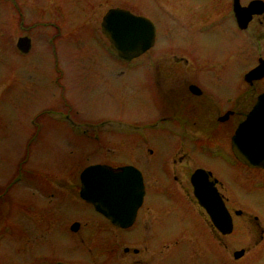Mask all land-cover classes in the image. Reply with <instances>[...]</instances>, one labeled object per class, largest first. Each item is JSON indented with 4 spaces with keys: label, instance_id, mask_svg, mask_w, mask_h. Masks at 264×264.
Wrapping results in <instances>:
<instances>
[{
    "label": "rangeland",
    "instance_id": "obj_1",
    "mask_svg": "<svg viewBox=\"0 0 264 264\" xmlns=\"http://www.w3.org/2000/svg\"><path fill=\"white\" fill-rule=\"evenodd\" d=\"M228 1L231 0H0V183L9 184L16 170L22 174L20 185L7 189L5 209L0 210V215L15 222L16 227L19 225L21 264H55L58 260L63 264L260 263V259L251 260L257 251L252 243L247 244L251 251L244 259L232 257L237 250L234 244L238 234L246 232L247 242H253L258 227L252 217H257L264 232V191L241 181L238 169L219 168L217 173L229 193L230 206L240 209L245 216L235 220L234 233L228 237L227 257L215 243L211 246L207 234L196 240L200 251L191 245L189 233L207 231L195 209L184 207L187 211L184 221L173 224L170 218L178 215L179 208H175L177 212L170 206L163 210L156 204L158 197L153 191L146 194L132 228L124 231L100 222L98 214L78 196L67 195L63 203L55 198L48 200L45 196L48 193H44L52 188L53 195L58 196L62 184H67L68 193H78L77 179L89 165L113 166L135 161L143 144L130 137L128 122H146L155 115L146 90L144 66L138 65L133 70L125 63H107L108 42L100 32L106 11L127 9L153 22L156 43L143 56L153 57L151 71H157L162 60L171 64L174 62L171 57L181 56L179 51L198 62L206 57L220 61L230 53L235 48L236 36L225 28L235 27L232 21L221 30L204 34L193 31V25L206 17L210 19ZM249 1L240 0L243 5ZM260 21V17H255L242 33L244 41L239 43L242 62L230 57L220 67H213L216 75L211 85L224 96H233L239 85L242 88L241 72L256 65L259 56L264 58ZM257 34L261 37L259 41L255 40ZM22 36L31 40L26 55L16 49V41ZM237 54L235 57L239 58ZM182 66L183 71H190L189 63ZM217 78L222 79L219 85ZM260 87L264 90V81ZM85 122L105 126L98 127V133L83 128L84 138L77 131ZM138 127L129 130L139 134L141 127ZM149 136V147L154 151L151 170L164 180L157 167H162L161 158L173 157L174 143L178 141L160 132ZM245 176L250 178L254 173L246 172ZM150 209L156 211L155 231L170 229L176 232V237L153 239L151 224L148 231L145 226ZM72 221L80 224L77 233L68 230ZM9 242L13 245L18 241ZM30 242L36 243V253L31 251ZM182 242L186 246L178 251L176 243ZM124 248L129 251L124 252ZM133 248L138 254L132 252Z\"/></svg>",
    "mask_w": 264,
    "mask_h": 264
},
{
    "label": "flooded vegetation",
    "instance_id": "obj_2",
    "mask_svg": "<svg viewBox=\"0 0 264 264\" xmlns=\"http://www.w3.org/2000/svg\"><path fill=\"white\" fill-rule=\"evenodd\" d=\"M233 0L227 2V6L224 9H218L213 16L209 19L206 17L200 24L193 25V31L196 33H209L212 30H221L223 25L227 22H233L235 27H226L227 30H232V34L236 36L235 40V48L231 51L233 53H227L220 61H213L210 58L203 60L202 62H198L197 58L190 59L185 53H181V56H173L171 57L174 62L170 64L166 60H162L160 64L157 66V71H151V56H143L145 53L153 50L156 41V30L154 26V40L149 49L144 51L142 54L132 57L130 60L123 61L118 57L113 55L108 50V45L106 49L109 53V60L107 63L111 61L125 63L133 70L138 69V65L144 66L145 71L143 72L144 77L147 79L146 90L149 92V96H151V104L153 109L156 111L155 115L152 119L147 120L146 122L137 123V122H128L129 127L139 128L141 127V135L135 134L132 131L131 136H134L136 139L141 140L143 144V148L141 150V155L136 157L135 161L122 163L118 165L110 166L114 172H119V168L122 166H132L136 168L142 176L143 187H144V196H143V204L144 198L149 191H153L157 198L156 204L164 208L170 206L173 211L177 210L175 208H179L178 215L173 216V224H178L179 221H184V214L186 209L184 207H192L195 209L198 217L203 221L204 226L206 228V232H198V233H189L188 240H192L190 244L196 247L197 250H201L200 246L197 248L198 243L196 240L200 239L207 234L208 239L211 240V246L213 243L222 250L223 255L227 257V251L229 248L228 237L234 233V223L238 218L245 217L243 215V211L231 205V200L229 199V193L224 187L223 181L218 177L217 173L223 169H238L241 173V181L245 183V181L251 183V187L254 189H258L260 191H264V167L252 168L241 162H239L233 155L231 151V137L234 134L237 126L243 121L246 114L253 107L257 97L259 94L264 92L261 90V82L264 81V76L260 79H253L251 81L245 80V75L247 72L256 68L260 61L264 58L258 57L256 65L251 67L248 71L243 70L240 74L239 81H241L240 85L237 86V92L233 96H229L222 93L218 88H213L211 84L214 82V76L216 75L213 71V67L216 65L220 67L221 64L226 63V59L230 61V57H234L240 62L243 61L242 56H240V44L244 41L242 33L247 29H241L238 27L235 19V15L232 9ZM241 3V2H240ZM243 5V4H241ZM255 17H260L262 21V33L264 36V22L263 16L257 15L253 16L252 20ZM260 21V22H261ZM258 35V37H257ZM255 36V40L259 41L261 37L259 34ZM26 36H22L19 38H23ZM28 38V37H26ZM52 38V37H51ZM29 39V38H28ZM107 41V40H106ZM108 42V41H107ZM31 43V40H30ZM31 48V45H30ZM239 48V50H237ZM30 49L26 54H28ZM239 54V58L235 57V53ZM21 54V53H20ZM21 54V55H26ZM237 54V56H238ZM143 56V57H142ZM141 61H139V60ZM164 59V58H163ZM139 61V62H138ZM223 62V63H221ZM106 63V62H105ZM112 63V62H111ZM189 63L190 71H183L184 64ZM212 69V70H211ZM217 74H221L217 73ZM225 75V74H224ZM226 76V75H225ZM219 77V76H218ZM223 77V76H222ZM224 78V77H223ZM217 78L216 80H218ZM221 80L217 81L219 85ZM210 86L209 88L207 86ZM241 89V90H240ZM250 91V92H249ZM249 92V96L247 98V93ZM252 101V102H251ZM69 121V120H67ZM106 122V121H105ZM69 123L74 124L72 121ZM104 125L102 124H91V123H82L79 131H77L78 136H84L85 131L83 128L95 129L98 133V127L102 128ZM231 129V130H230ZM233 130V131H232ZM114 131V130H112ZM111 131V132H112ZM75 132V131H74ZM104 133V131H102ZM164 133L172 138H175L178 142L174 143V155L173 157H164L161 158L162 167H157L159 173H162L164 180L158 179L156 174L153 175L152 166L153 160L152 155L154 153L153 149L149 147L150 143V133ZM76 133V132H75ZM229 133L231 134L229 137ZM115 134V131H114ZM90 137V136H86ZM129 137V138H130ZM85 138V136H84ZM97 139H100L97 136ZM130 140V139H129ZM135 158V156H134ZM214 162L218 163L213 164ZM156 167V166H155ZM161 170V171H159ZM146 171V173H145ZM37 172V171H34ZM150 172L151 174H149ZM252 172L254 176L247 178L243 177L244 173ZM38 173V172H37ZM34 178V173H29ZM81 174V173H80ZM194 174H197L195 178L192 180ZM21 170L14 173L12 181L9 184L0 183V210L5 209L6 205V196L7 189L11 186L20 185L21 181ZM28 174H25V178L27 179ZM78 180V193L76 191H72V193H68L65 189V184L61 186V194L56 196L53 195V189L50 188L47 192L48 195L45 196L48 200L52 201L53 198L56 201H60L66 203V196L70 195L74 198L77 197L80 201H84L80 197V175ZM65 182V180H64ZM194 184L202 190L207 187V190L210 189L216 190L219 197L223 201L225 208L231 216L233 223V230L229 234H222L217 231L212 224V221L209 218V215L206 213L205 209L199 203V200L194 194ZM53 187V185H52ZM64 187V188H63ZM67 192V193H66ZM205 192V191H204ZM203 192V193H204ZM212 194V192H211ZM161 199L159 198V196ZM175 197H179L178 199ZM163 199V200H162ZM175 199V200H174ZM18 200V199H17ZM167 200V201H166ZM85 202V203H84ZM83 203L90 206L93 210V206L86 201ZM181 209V210H180ZM95 211V210H94ZM96 212V211H95ZM156 212V211H155ZM154 210L151 211L150 215L146 221L147 231L150 227L153 228L151 231L155 236L153 239L157 240H165L166 238L176 237V232L168 231L161 232L159 229L155 231L156 221L153 220V216L155 214ZM174 212V213H176ZM187 212V211H186ZM98 214V218L100 222L106 223L110 225V227L114 229H118L120 231L131 229L132 226L128 228H120L116 225H113L107 218H105L100 213ZM8 218V217H7ZM6 217L0 215V264H21L22 261V251H21V243L19 241L22 239V235L20 232L19 225L15 222L8 221ZM256 222L255 224L258 227V232L255 233V237L253 242H247L249 239V235L246 232L238 234V237L235 238L237 241L234 245L237 250H234L232 253V257L234 260L244 259L247 253L249 254L251 251L250 244L252 243L253 247H256L257 251L253 253L256 255L251 260L260 259L261 264H264V247L262 244L264 242V232L257 222V217H252ZM163 222V221H161ZM77 223L78 228L76 231L71 230V226ZM258 223V224H257ZM80 229V224L78 221H72L68 227V230L77 233ZM174 232V233H172ZM179 235V234H178ZM248 235V237H247ZM32 236V235H31ZM29 236V237H31ZM28 236H24V239ZM198 238V239H197ZM18 241L17 244H11L10 240ZM31 240V238H30ZM9 242V243H8ZM187 243V241H186ZM185 242H182L181 245L176 243V248L178 251L186 246ZM183 244V245H182ZM10 245V246H8ZM8 246V249L6 250ZM36 243L30 242V248L32 252H35ZM148 246V243L146 244ZM179 246V247H178ZM10 247V248H9ZM149 247V246H148ZM148 247H146L148 251ZM260 247V248H259ZM259 248V249H258ZM10 249V250H9ZM145 249V250H146ZM128 248H124V252H128ZM238 251H243V254L239 258H234V253ZM132 252L134 254H138V250L133 248ZM36 253V252H35ZM207 260V255H204ZM36 260H38L35 257ZM224 262L223 259H220ZM59 261V260H58ZM56 262L55 264H63L61 261ZM46 264V263H41Z\"/></svg>",
    "mask_w": 264,
    "mask_h": 264
},
{
    "label": "water",
    "instance_id": "obj_3",
    "mask_svg": "<svg viewBox=\"0 0 264 264\" xmlns=\"http://www.w3.org/2000/svg\"><path fill=\"white\" fill-rule=\"evenodd\" d=\"M233 13L238 27L245 29L253 16L262 15L264 1L251 0L246 6L233 0ZM101 32L109 40V50L118 58L127 61L149 49L154 40V25L146 17L138 16L120 8L109 9L102 18ZM17 48L26 53L30 40L19 38ZM264 76V61L245 75V80ZM231 150L241 163L252 167H264V92L261 93L245 119L238 125L231 138ZM119 172L108 165L94 164L80 174V197L107 218L113 225L128 228L135 221L141 207L144 187L141 173L132 166L119 168ZM197 176L194 174L192 180ZM205 191V192H204ZM204 192V193H203ZM212 192V194H211ZM194 194L209 215L215 229L222 234L233 230L230 214L213 188L200 190L194 184ZM78 224L71 226L76 231ZM243 251L234 253L239 258Z\"/></svg>",
    "mask_w": 264,
    "mask_h": 264
}]
</instances>
